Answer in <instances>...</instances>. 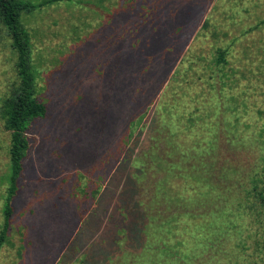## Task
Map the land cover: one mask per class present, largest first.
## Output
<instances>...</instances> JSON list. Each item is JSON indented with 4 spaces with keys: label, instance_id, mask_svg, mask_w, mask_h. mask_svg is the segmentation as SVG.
Instances as JSON below:
<instances>
[{
    "label": "rangeland",
    "instance_id": "1",
    "mask_svg": "<svg viewBox=\"0 0 264 264\" xmlns=\"http://www.w3.org/2000/svg\"><path fill=\"white\" fill-rule=\"evenodd\" d=\"M20 18L46 115L0 264H264V0H63ZM16 64L0 23V230Z\"/></svg>",
    "mask_w": 264,
    "mask_h": 264
},
{
    "label": "trees",
    "instance_id": "2",
    "mask_svg": "<svg viewBox=\"0 0 264 264\" xmlns=\"http://www.w3.org/2000/svg\"><path fill=\"white\" fill-rule=\"evenodd\" d=\"M63 0H47L38 4L19 0H0V23L6 28L11 39V47L17 56L16 73L18 83L15 89L2 102V112L6 130L11 134L9 149V188L3 207V225L0 230V251L8 239L10 219L13 214L12 201L18 193V183L23 171V159L29 148L27 132L30 125L46 115V106L36 97L35 77L31 68V41L27 30L21 23V14H30L46 4ZM224 52L219 53L217 64L223 63ZM141 116L129 125L132 136ZM264 205V196L260 197Z\"/></svg>",
    "mask_w": 264,
    "mask_h": 264
}]
</instances>
